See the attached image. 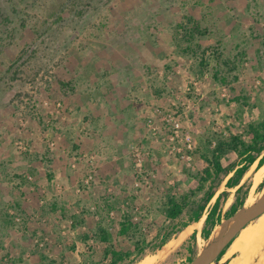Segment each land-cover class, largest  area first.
I'll return each instance as SVG.
<instances>
[{
	"label": "rangeland",
	"instance_id": "obj_1",
	"mask_svg": "<svg viewBox=\"0 0 264 264\" xmlns=\"http://www.w3.org/2000/svg\"><path fill=\"white\" fill-rule=\"evenodd\" d=\"M261 119L264 0H0V264H96L102 245L75 235L98 227L117 247L138 238L133 264H188L220 235L234 188L216 189L210 237L203 214L156 248L188 213L166 218V195L194 188L214 134L247 138ZM261 166L241 178L238 210L264 192ZM125 218L134 237L113 235ZM257 234L208 264L236 251L227 264H260Z\"/></svg>",
	"mask_w": 264,
	"mask_h": 264
},
{
	"label": "trees",
	"instance_id": "obj_2",
	"mask_svg": "<svg viewBox=\"0 0 264 264\" xmlns=\"http://www.w3.org/2000/svg\"><path fill=\"white\" fill-rule=\"evenodd\" d=\"M194 29L195 31L197 30V28ZM190 34L191 33H189V35ZM200 61L201 66H204V61ZM245 132L247 134V138H241L239 134L231 132L230 130H228V133L224 136L221 134H214L212 136L214 144L211 149L207 150L203 147L196 150V154L205 163V165L195 176L196 184L194 188L182 192L177 196L167 194L163 204L164 215L169 220H173L178 217L183 209L188 210L187 218L179 225L163 233L157 244H155L156 248L165 243L171 234L176 231H180L185 226L187 227L190 222V224L199 222L203 214L204 218L200 228V235L202 238L210 236L213 228L221 223L220 200L222 197H225L226 191H221L217 194H215V192L223 180L225 188H234L233 200L223 212L224 217L228 218L229 215L242 205V196L244 195L246 189L242 191L243 183H240L241 178L252 163L255 162V168L264 164V119L248 122L246 124ZM207 143H210L209 140ZM229 151L235 153L237 157L236 163L223 166L220 160ZM262 181H264V175L261 182ZM197 192H201V196L195 200L193 196ZM212 198V202L209 203ZM71 217L75 218V215H72ZM133 227L135 228L134 224H132L128 218L120 220L118 229L113 235L121 237L131 235V237H134L130 234L131 228ZM75 237L83 243H87V241L92 238L102 245L96 264H133L134 261L138 259L140 252L143 250V246H140L141 242L138 238L132 240L131 247L115 246L110 242L112 239V233L103 227H98L91 232L87 231L84 233H77ZM194 237L195 231H192L188 238L192 240ZM229 243L219 252L215 260H218L221 255L226 252L232 242L230 244ZM75 249V243L70 244L68 247L70 253ZM192 253L193 250H191V254ZM190 258L191 256H188V261ZM71 264L78 263L72 262Z\"/></svg>",
	"mask_w": 264,
	"mask_h": 264
},
{
	"label": "water",
	"instance_id": "obj_3",
	"mask_svg": "<svg viewBox=\"0 0 264 264\" xmlns=\"http://www.w3.org/2000/svg\"><path fill=\"white\" fill-rule=\"evenodd\" d=\"M238 209L231 215H235ZM264 211V192L247 206L239 209L235 220L223 234L213 238L204 244L192 255L188 264H208L212 262L219 252L237 235V233L251 220L255 219ZM228 216V217H229ZM204 217V216H203Z\"/></svg>",
	"mask_w": 264,
	"mask_h": 264
},
{
	"label": "bare ground",
	"instance_id": "obj_4",
	"mask_svg": "<svg viewBox=\"0 0 264 264\" xmlns=\"http://www.w3.org/2000/svg\"><path fill=\"white\" fill-rule=\"evenodd\" d=\"M239 211V210H238ZM238 211H237V213H238ZM237 213L235 214V215H232L231 217H229L228 219H227V223L225 224V225H221V226H219V228H217V229H219L220 230V235L219 236H221L222 234H223V232L225 231V229L230 225V224H232L233 223V221L235 220V218H236V215H237ZM255 220V221H254ZM254 221V222H253ZM251 222H253L254 224L252 225V227H253V230L252 231H250V229H249V226H248V224H250ZM196 225V224H195ZM198 225V224H197ZM200 225V224H199ZM190 227V226H189ZM197 228V227H196ZM186 229H188V228H186ZM185 229V230H186ZM184 231L182 232V234L181 235H184ZM212 233V232H211ZM258 233V234H257ZM250 234H257L254 238H252V240H250V243H249V245H248V247H247V249H248V252H253V254H258V253H261L260 255V259H259V263L260 264H264V252L263 251H261L262 250V248H263V245H264V211H262L261 213H260V215L258 216V217H256L255 219H253V220H251L249 223H247L238 233H237V235L233 238V240L230 242L231 243V245H230V249H237V248H239V246L240 245H242V241L243 240H245L247 237L249 238L250 236ZM211 235V234H210ZM248 235V236H247ZM218 236V237H219ZM210 237V236H209ZM246 237V238H245ZM251 238V237H250ZM248 240V239H247ZM229 243V244H230ZM245 251V250H244ZM261 251V252H260ZM245 253V252H244ZM249 253V254H250ZM248 255V254H247ZM251 255V254H250ZM246 256H244V258H245ZM248 259V258H247ZM152 259L151 258H149V257H145L141 262H139V263H137V264H149L150 263V261H151ZM236 261V263L238 264L239 262H238V260H235ZM244 263V262H243ZM232 264V263H231Z\"/></svg>",
	"mask_w": 264,
	"mask_h": 264
},
{
	"label": "crops",
	"instance_id": "obj_5",
	"mask_svg": "<svg viewBox=\"0 0 264 264\" xmlns=\"http://www.w3.org/2000/svg\"><path fill=\"white\" fill-rule=\"evenodd\" d=\"M264 165V164H263ZM262 167V166H261ZM191 225V224H190ZM188 227V226H187ZM263 252H264V249H263ZM233 255H228L226 258H225V263L224 264H227L229 261H230V259H232V257H234V258H236V257H239V255H238V251H236V252H233L232 253ZM257 262H258V258H252V259H250V261L247 263V264H257Z\"/></svg>",
	"mask_w": 264,
	"mask_h": 264
},
{
	"label": "built area",
	"instance_id": "obj_6",
	"mask_svg": "<svg viewBox=\"0 0 264 264\" xmlns=\"http://www.w3.org/2000/svg\"><path fill=\"white\" fill-rule=\"evenodd\" d=\"M187 146L190 147V143L189 142H187Z\"/></svg>",
	"mask_w": 264,
	"mask_h": 264
}]
</instances>
